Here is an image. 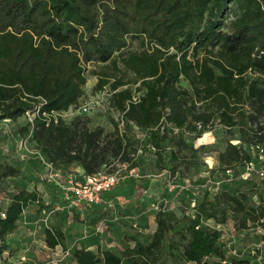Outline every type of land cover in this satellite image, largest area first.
I'll return each mask as SVG.
<instances>
[{
  "label": "trees",
  "instance_id": "trees-1",
  "mask_svg": "<svg viewBox=\"0 0 264 264\" xmlns=\"http://www.w3.org/2000/svg\"><path fill=\"white\" fill-rule=\"evenodd\" d=\"M90 64L97 78L92 93H105L110 127L89 113L61 115L82 104ZM28 111L33 120L17 129L57 169L78 162L92 175L118 163L128 172L140 165L143 145L168 180H191L210 152L220 170L234 174L256 160L264 166V0H0V122ZM212 130L223 131L222 149L193 144ZM22 175L0 163V182ZM262 185L204 192L180 215L161 205L154 228L127 237L125 247L77 246L71 258L75 264H264ZM33 207L40 212L43 197L24 186L0 211V264H12L6 238ZM228 220L236 230H261L254 252L226 258L219 225ZM65 238L58 227L44 230L49 249L64 246Z\"/></svg>",
  "mask_w": 264,
  "mask_h": 264
},
{
  "label": "rangeland",
  "instance_id": "rangeland-1",
  "mask_svg": "<svg viewBox=\"0 0 264 264\" xmlns=\"http://www.w3.org/2000/svg\"><path fill=\"white\" fill-rule=\"evenodd\" d=\"M95 67V64L87 66L86 95L81 103L92 106L88 113L94 118L95 123L110 127L105 93H92L97 78L90 70ZM61 113L64 118L70 119L78 111L70 108ZM114 116L116 117L115 114ZM28 121V118L23 116L17 125L7 120L0 122V163H10L23 172L21 177H10L0 182V211L7 207L13 193L24 186L38 187L37 190L44 201V208L37 214L38 217L32 220L37 222L29 227L30 230L23 229L21 232L18 231L21 235L14 232L7 236L6 241L14 252L9 259V263L12 264L20 261L32 264H75L71 254L68 257H60L61 261L55 263L51 249L40 244L39 239L43 237L47 227H58L63 230L66 238L64 246H60L70 252L77 246L92 249L100 246L101 249L116 251L129 243L127 237L145 234L154 228V215L161 205L166 210L180 215L181 206L191 207L204 192L213 194L220 189L232 192L244 184L250 186L254 182L262 185L263 176L259 170L264 169V166L259 164L258 160L252 162V169L248 170L247 164L239 168V173L234 174L233 170L219 169L215 152L203 156L205 165L197 168L191 180L179 181L177 178L168 180L166 171H160L155 166L152 149L143 145L138 152L140 165L136 172L129 174L118 163L111 164L107 167V172L112 168H120L122 175L120 183L105 193L106 197L102 203L85 206L76 201L72 193L64 187L67 186L68 178L77 174V164L63 169L53 167L51 170L40 157L42 156L40 151L35 148L29 136L27 138L21 136L17 129ZM136 132L140 138L145 139L144 131ZM223 134L222 130L208 131L193 144L195 146L212 144L220 150L224 146ZM25 141L26 146H23ZM231 142L237 144L236 139ZM43 158L47 160L45 155ZM52 171L58 174V182L51 177ZM261 188L264 189L263 185ZM36 212V208L33 207L32 214L36 215ZM219 228L222 231L220 240L225 245L227 259L247 256L259 245L261 234L259 228L236 230L231 220L219 225ZM23 239L27 242L21 244ZM34 248L35 251L31 250Z\"/></svg>",
  "mask_w": 264,
  "mask_h": 264
},
{
  "label": "built area",
  "instance_id": "built-area-1",
  "mask_svg": "<svg viewBox=\"0 0 264 264\" xmlns=\"http://www.w3.org/2000/svg\"><path fill=\"white\" fill-rule=\"evenodd\" d=\"M92 106L88 103L81 104L75 111L88 113L91 110ZM35 113H31L28 111L26 113V117L29 121H32ZM23 146H26V141ZM39 152V151H38ZM42 156V160L51 167L53 170V165L43 158V154L39 152ZM253 166L249 163L247 169H252ZM56 172V171H55ZM52 171L51 177L54 178L58 182V174ZM136 172V169H130L128 171L129 174H133ZM260 174H264V169L259 170ZM54 173V174H53ZM122 179V175L119 169L113 172H107L105 169L100 170L99 172L92 175H75L70 176L68 178L67 186H64L65 189L69 190L76 201L83 203L85 206H92L95 204H99L102 194L111 190L114 186L118 185L120 180ZM4 215V213H2ZM53 252L54 262L57 263L61 261V258L65 256H69L71 254L70 250L63 248L62 246H57L55 249H51ZM61 257V258H60Z\"/></svg>",
  "mask_w": 264,
  "mask_h": 264
},
{
  "label": "crops",
  "instance_id": "crops-1",
  "mask_svg": "<svg viewBox=\"0 0 264 264\" xmlns=\"http://www.w3.org/2000/svg\"><path fill=\"white\" fill-rule=\"evenodd\" d=\"M7 121H10V122H12L13 124H15V125H17V123H18V121L20 120V118L17 120V121H13V120H10V119H6ZM77 164V169H76V175H80V174H84V169L82 168V166L77 162L76 163ZM37 189H38V187H37ZM73 195V194H72ZM104 201V200H103ZM102 201V202H103ZM101 202V203H102ZM32 212H33V208H30V209H28L26 212H24L23 213V215L21 216V218H20V220H19V223H18V228H17V230L15 231V232H21V230L23 231V229L24 230H30V228L29 227H31V225L32 224H34V222H37V221H32V220H35L37 217H38V215L37 214H40L39 212H36V215H33L32 214ZM30 220V221H29ZM39 220V219H38ZM18 232V234L17 235H21L20 233ZM23 233V232H22ZM11 235V234H10ZM29 237V236H28ZM27 237V238H28ZM39 241H40V244H44V246H46V244H45V240H44V235H43V237H41L40 239H39ZM26 242H27V240H26ZM26 242H24V239L22 240V242H21V244H23V243H26ZM84 242V241H83ZM82 242V243H83ZM90 249H92V248H90ZM31 250H34L35 251V248L34 249H31ZM32 252V254H33V251H31Z\"/></svg>",
  "mask_w": 264,
  "mask_h": 264
}]
</instances>
